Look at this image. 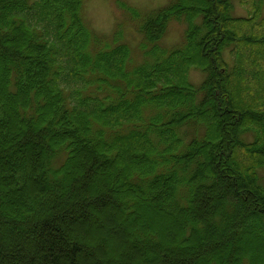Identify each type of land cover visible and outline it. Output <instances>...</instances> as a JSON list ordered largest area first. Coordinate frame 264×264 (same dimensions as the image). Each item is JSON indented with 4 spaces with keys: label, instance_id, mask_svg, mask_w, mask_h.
I'll return each mask as SVG.
<instances>
[{
    "label": "trees",
    "instance_id": "obj_1",
    "mask_svg": "<svg viewBox=\"0 0 264 264\" xmlns=\"http://www.w3.org/2000/svg\"><path fill=\"white\" fill-rule=\"evenodd\" d=\"M115 1L0 0V264H264V0Z\"/></svg>",
    "mask_w": 264,
    "mask_h": 264
},
{
    "label": "rangeland",
    "instance_id": "obj_2",
    "mask_svg": "<svg viewBox=\"0 0 264 264\" xmlns=\"http://www.w3.org/2000/svg\"><path fill=\"white\" fill-rule=\"evenodd\" d=\"M141 9H148L164 3L167 0H125ZM234 5L233 13L236 15H250L252 12V6L248 3H244L241 0H232ZM81 16L82 21L88 28L100 33H109L114 27L115 23L124 19L123 12L116 5L115 0H82L81 4ZM264 12V10H263ZM125 22V24H124ZM248 24L242 26V30L250 31L256 29V26L248 28ZM184 29L183 22L171 21L168 25V30L162 38V42L165 44H172L179 41ZM123 32L128 40L129 44L134 47L139 34L136 32L132 23L123 21ZM236 46L226 50V57L232 59L236 55L234 51ZM136 48H132L135 51ZM240 51L247 55L248 50L241 48ZM138 57V56H137ZM232 57V58H231ZM244 61V60H243ZM189 76L193 80H199L202 77V73L199 70L191 69ZM261 264V263H259Z\"/></svg>",
    "mask_w": 264,
    "mask_h": 264
}]
</instances>
